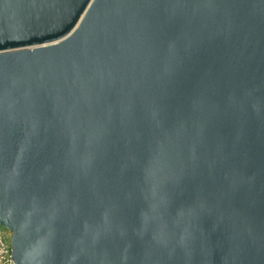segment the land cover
Returning a JSON list of instances; mask_svg holds the SVG:
<instances>
[{"label": "water", "instance_id": "1", "mask_svg": "<svg viewBox=\"0 0 264 264\" xmlns=\"http://www.w3.org/2000/svg\"><path fill=\"white\" fill-rule=\"evenodd\" d=\"M0 225L14 264H264V0H0Z\"/></svg>", "mask_w": 264, "mask_h": 264}, {"label": "built area", "instance_id": "2", "mask_svg": "<svg viewBox=\"0 0 264 264\" xmlns=\"http://www.w3.org/2000/svg\"><path fill=\"white\" fill-rule=\"evenodd\" d=\"M10 236V231L0 225V264H14L10 255Z\"/></svg>", "mask_w": 264, "mask_h": 264}]
</instances>
